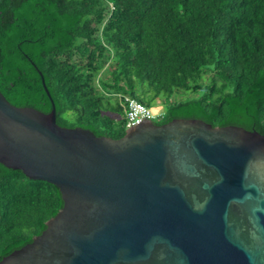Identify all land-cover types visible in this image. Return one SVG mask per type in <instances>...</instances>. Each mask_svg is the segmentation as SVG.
I'll use <instances>...</instances> for the list:
<instances>
[{"label": "trees", "instance_id": "16d2710c", "mask_svg": "<svg viewBox=\"0 0 264 264\" xmlns=\"http://www.w3.org/2000/svg\"><path fill=\"white\" fill-rule=\"evenodd\" d=\"M0 91L97 136L124 134L125 97L159 100L156 124L264 134V0H0ZM61 206L57 187L0 164V259Z\"/></svg>", "mask_w": 264, "mask_h": 264}, {"label": "water", "instance_id": "95a60500", "mask_svg": "<svg viewBox=\"0 0 264 264\" xmlns=\"http://www.w3.org/2000/svg\"><path fill=\"white\" fill-rule=\"evenodd\" d=\"M0 164L54 185L62 200L0 264H264L256 130L142 119L119 138L97 136L58 125L53 103L44 113L0 91Z\"/></svg>", "mask_w": 264, "mask_h": 264}, {"label": "built area", "instance_id": "2783aa9c", "mask_svg": "<svg viewBox=\"0 0 264 264\" xmlns=\"http://www.w3.org/2000/svg\"><path fill=\"white\" fill-rule=\"evenodd\" d=\"M124 104L126 128L138 124L142 119L153 120L160 115L159 111L153 112L150 107L145 106L134 98L125 97Z\"/></svg>", "mask_w": 264, "mask_h": 264}, {"label": "rangeland", "instance_id": "374dc122", "mask_svg": "<svg viewBox=\"0 0 264 264\" xmlns=\"http://www.w3.org/2000/svg\"><path fill=\"white\" fill-rule=\"evenodd\" d=\"M156 106H154V108H155V110L157 109V110H159V112H160V110H161V106L159 105V100H156ZM115 117H118V115H115Z\"/></svg>", "mask_w": 264, "mask_h": 264}, {"label": "crops", "instance_id": "0c3cea01", "mask_svg": "<svg viewBox=\"0 0 264 264\" xmlns=\"http://www.w3.org/2000/svg\"><path fill=\"white\" fill-rule=\"evenodd\" d=\"M151 109L153 110V112H157V111H159V110H155V108L154 107H151Z\"/></svg>", "mask_w": 264, "mask_h": 264}]
</instances>
